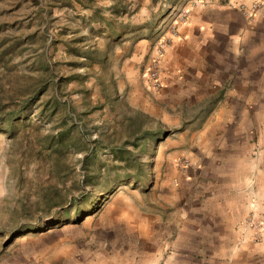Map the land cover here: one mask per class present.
<instances>
[{"label":"rangeland","instance_id":"rangeland-1","mask_svg":"<svg viewBox=\"0 0 264 264\" xmlns=\"http://www.w3.org/2000/svg\"><path fill=\"white\" fill-rule=\"evenodd\" d=\"M208 1L249 18L264 8L0 0V263L152 261L155 246L174 240L179 215L193 204L198 215L193 193L209 175L191 169L225 162L226 144L214 142L208 157L201 137L211 110L167 90L162 76L174 28ZM163 38L154 88L144 71ZM252 200L236 240L264 251V196Z\"/></svg>","mask_w":264,"mask_h":264},{"label":"crops","instance_id":"crops-1","mask_svg":"<svg viewBox=\"0 0 264 264\" xmlns=\"http://www.w3.org/2000/svg\"><path fill=\"white\" fill-rule=\"evenodd\" d=\"M247 16L208 1L193 8L171 37L163 61L165 88L211 110L201 138L209 158L213 143L225 141L226 161L192 167L190 174L209 175L193 193L198 215L193 204L179 215L180 226L170 233L174 240L155 246L154 260L140 256L133 264H264L263 250L236 240L252 198L264 196V8ZM0 264H14V256Z\"/></svg>","mask_w":264,"mask_h":264},{"label":"built area","instance_id":"built-area-1","mask_svg":"<svg viewBox=\"0 0 264 264\" xmlns=\"http://www.w3.org/2000/svg\"><path fill=\"white\" fill-rule=\"evenodd\" d=\"M186 15L183 14L181 18H184ZM173 36H177V29L174 28L173 30ZM170 40H166L165 38L161 39L157 46V56H155L150 64L147 66V68L144 71L145 79L147 84L153 86L154 88H161L162 87V80H161V74H162V58L164 55V52L166 51V48L169 46L168 42Z\"/></svg>","mask_w":264,"mask_h":264}]
</instances>
